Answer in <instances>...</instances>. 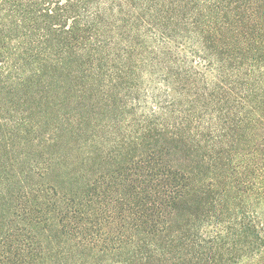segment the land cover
<instances>
[{
    "label": "trees",
    "instance_id": "1",
    "mask_svg": "<svg viewBox=\"0 0 264 264\" xmlns=\"http://www.w3.org/2000/svg\"><path fill=\"white\" fill-rule=\"evenodd\" d=\"M0 264H264V0H0Z\"/></svg>",
    "mask_w": 264,
    "mask_h": 264
},
{
    "label": "rangeland",
    "instance_id": "2",
    "mask_svg": "<svg viewBox=\"0 0 264 264\" xmlns=\"http://www.w3.org/2000/svg\"><path fill=\"white\" fill-rule=\"evenodd\" d=\"M206 210H207V207L204 206V207L201 209V211L197 214V216L201 217L202 215L205 214ZM212 226H213V225L210 224V225L208 226V228L210 229Z\"/></svg>",
    "mask_w": 264,
    "mask_h": 264
}]
</instances>
